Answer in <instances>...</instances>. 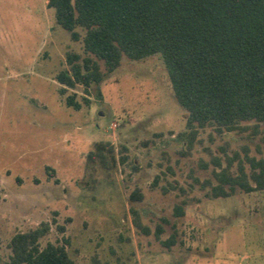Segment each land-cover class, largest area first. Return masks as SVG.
Wrapping results in <instances>:
<instances>
[{"label":"rangeland","instance_id":"1","mask_svg":"<svg viewBox=\"0 0 264 264\" xmlns=\"http://www.w3.org/2000/svg\"><path fill=\"white\" fill-rule=\"evenodd\" d=\"M47 2L0 0V264L11 236L43 221L41 244L66 241L79 264H264V188L211 198L195 180H213L220 148L264 156V123L256 133L201 129L186 151V113L157 56H124L86 94L70 88L82 106H67L54 76L68 67L66 52L84 55L82 42ZM134 189L142 200L129 199Z\"/></svg>","mask_w":264,"mask_h":264},{"label":"trees","instance_id":"2","mask_svg":"<svg viewBox=\"0 0 264 264\" xmlns=\"http://www.w3.org/2000/svg\"><path fill=\"white\" fill-rule=\"evenodd\" d=\"M47 6L71 39L82 42L84 55L66 52L68 67L54 76L67 106L75 110L82 106L75 93L66 94L70 88L82 86L86 94L88 87L115 71L124 56L132 60L157 56L186 113L185 130L178 133L186 141V151L201 129L211 127L221 134L252 128L256 133L264 123V0H48ZM220 149L224 157L213 162V180L195 179L202 189L208 188L205 196L264 188V156H249L244 147L241 159L236 152L228 155L224 147ZM142 198L139 189L129 195L131 201ZM182 204L184 200L174 207L178 215L184 213ZM130 213L133 226L149 235L138 210L130 207ZM49 230L43 221L15 232L8 258L1 264H79L68 254L66 241L41 244ZM162 231L156 224L157 239ZM161 243L170 247L175 240L171 236Z\"/></svg>","mask_w":264,"mask_h":264}]
</instances>
